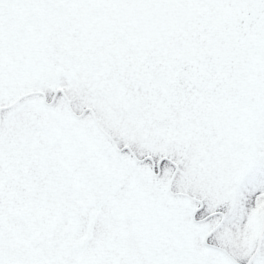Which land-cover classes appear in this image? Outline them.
Segmentation results:
<instances>
[{
  "label": "snow or ice",
  "instance_id": "snow-or-ice-1",
  "mask_svg": "<svg viewBox=\"0 0 264 264\" xmlns=\"http://www.w3.org/2000/svg\"><path fill=\"white\" fill-rule=\"evenodd\" d=\"M0 264H264V0H0Z\"/></svg>",
  "mask_w": 264,
  "mask_h": 264
}]
</instances>
